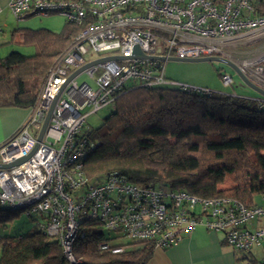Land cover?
<instances>
[{"label":"built area","instance_id":"1","mask_svg":"<svg viewBox=\"0 0 264 264\" xmlns=\"http://www.w3.org/2000/svg\"><path fill=\"white\" fill-rule=\"evenodd\" d=\"M3 8L16 19L60 14L79 30L48 69L23 123L0 143V164L28 156L0 168V207L31 217L35 228L58 244L67 264H82L72 249L84 235L85 220L107 231L114 241L97 248L113 253L125 248L112 246L117 239L168 248L197 226L222 233L226 244L242 253L264 239V205L199 197L161 183L138 185L117 171L92 180L84 173L95 146L85 127L89 114L112 107L119 95L137 87L210 91L166 77L168 57L226 58L227 46L258 41L259 48L236 66L264 87V0H6L0 14ZM82 73L90 81L79 83ZM219 75L224 83L231 81L230 74ZM256 101L264 107V97Z\"/></svg>","mask_w":264,"mask_h":264},{"label":"trees","instance_id":"2","mask_svg":"<svg viewBox=\"0 0 264 264\" xmlns=\"http://www.w3.org/2000/svg\"><path fill=\"white\" fill-rule=\"evenodd\" d=\"M78 30L69 22L58 32L11 30L10 41L34 51L11 50L0 57V107L30 108L48 69ZM257 98L173 87L127 90L91 129L95 146L84 173L92 180L117 171L138 185L161 183L199 197L230 196L245 205H264V107ZM17 215L0 207V229ZM81 227L84 235L72 251L82 264H143L153 253L149 243L113 244L125 246L117 253L99 250V243L111 241L108 233L91 220ZM0 264L67 261L58 244L34 226L25 234L0 236Z\"/></svg>","mask_w":264,"mask_h":264},{"label":"rangeland","instance_id":"3","mask_svg":"<svg viewBox=\"0 0 264 264\" xmlns=\"http://www.w3.org/2000/svg\"><path fill=\"white\" fill-rule=\"evenodd\" d=\"M4 22L5 25L2 24ZM66 22V18L60 14H51L48 16L31 15L22 19H16L10 12L3 8V12L0 14V25L2 26L1 36L4 39L0 43V55L5 56L9 51L15 50L24 54H32L34 49L30 45L17 43L10 41V32L14 28H47L49 30L58 32L60 31ZM260 43L258 41L230 45L226 47V58L231 60L235 65L240 64L242 59L246 56H250L256 48H259ZM8 51V52H7ZM7 52V53H6ZM91 54V55H90ZM93 54L89 53L87 58L92 57ZM263 68L264 65L262 64ZM219 70V72H218ZM165 76L176 80L178 82H184L193 86H200L208 88L212 91L247 96L259 94L253 89L245 85L238 77L236 72L228 65L218 61H175L166 60L164 63ZM226 72L231 75V81L224 83L221 79L220 73ZM219 73V74H218ZM83 80H89L85 73H82L77 77V81L80 83ZM256 84L263 87L258 82L252 80ZM264 88V87H263ZM260 95L258 96V98ZM113 108L102 107L97 111L89 114L86 117L85 127L92 129L98 127L103 119L110 113ZM256 202L261 203L260 197H256ZM34 220L28 217L23 212H19L18 215L8 224L5 228L0 229V236L6 235H18L25 234L31 231L34 227ZM262 225L264 226V219H262ZM107 232V231H106ZM114 241V240H111ZM122 244H127L125 239H117ZM116 242V243H117Z\"/></svg>","mask_w":264,"mask_h":264},{"label":"crops","instance_id":"4","mask_svg":"<svg viewBox=\"0 0 264 264\" xmlns=\"http://www.w3.org/2000/svg\"><path fill=\"white\" fill-rule=\"evenodd\" d=\"M5 3L6 0H0V5L3 7ZM2 24L5 25L4 22ZM3 40L0 33V43ZM0 57L3 56L0 55ZM248 96L257 98L259 95ZM28 109L0 107V143L10 137L23 123ZM245 259L255 262L264 260V239L253 246L249 252L242 253L228 246L222 233L197 226L190 235L176 245L168 248H154L150 258L143 264H243Z\"/></svg>","mask_w":264,"mask_h":264},{"label":"water","instance_id":"5","mask_svg":"<svg viewBox=\"0 0 264 264\" xmlns=\"http://www.w3.org/2000/svg\"><path fill=\"white\" fill-rule=\"evenodd\" d=\"M142 56H145V55H142ZM145 57H148L150 59H156V58L163 59L164 58V57H157V56H145ZM118 58H123V57H118ZM104 59L105 58H101V59H98V60L89 62L87 64H84L83 66H81L80 68H78L77 70H75L73 73H71V75L67 78V80L71 79L75 74H77L83 68H85V67H87V66H89V65H91V64H93L95 62L104 60ZM166 60H175V61H218V62L224 63V64L230 66L236 72V74L238 75V77L242 80V82L245 85H247L248 87H250L251 89H253L255 92H257L259 95H261L262 97H264V88L261 87L260 85L256 84V83H254L249 78H247L239 70V68L234 63H232L230 60H228V59H226L224 57H221V56H207V57H200V58H176V57H168ZM50 110H51V108H50ZM50 110L48 111V113H47V115H46V117H45V119H44V121L42 123V126L40 128V131H39V133L37 135V141H40V139L42 137L43 131H44L45 126L47 124V120H48V117H49ZM27 157L28 156L20 157V158L16 159L15 161H12L10 163L0 164V168H7V167H10V166L19 164V163L23 162Z\"/></svg>","mask_w":264,"mask_h":264},{"label":"bare ground","instance_id":"6","mask_svg":"<svg viewBox=\"0 0 264 264\" xmlns=\"http://www.w3.org/2000/svg\"><path fill=\"white\" fill-rule=\"evenodd\" d=\"M260 77H261V76H260ZM260 80L264 83V78H263V77H261Z\"/></svg>","mask_w":264,"mask_h":264}]
</instances>
